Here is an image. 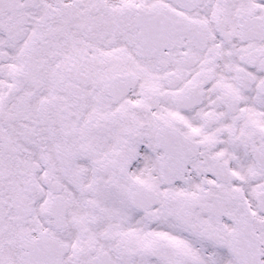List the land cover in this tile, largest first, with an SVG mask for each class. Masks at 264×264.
I'll return each mask as SVG.
<instances>
[{
    "label": "snow or ice",
    "instance_id": "1",
    "mask_svg": "<svg viewBox=\"0 0 264 264\" xmlns=\"http://www.w3.org/2000/svg\"><path fill=\"white\" fill-rule=\"evenodd\" d=\"M0 264H264V0H0Z\"/></svg>",
    "mask_w": 264,
    "mask_h": 264
}]
</instances>
